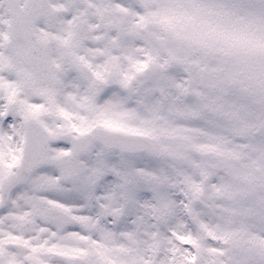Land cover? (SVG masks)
<instances>
[{
    "label": "snow or ice",
    "instance_id": "1",
    "mask_svg": "<svg viewBox=\"0 0 264 264\" xmlns=\"http://www.w3.org/2000/svg\"><path fill=\"white\" fill-rule=\"evenodd\" d=\"M0 264H264V0H0Z\"/></svg>",
    "mask_w": 264,
    "mask_h": 264
}]
</instances>
